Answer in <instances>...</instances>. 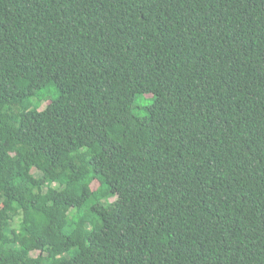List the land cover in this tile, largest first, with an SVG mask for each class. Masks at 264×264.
<instances>
[{
    "label": "trees",
    "instance_id": "16d2710c",
    "mask_svg": "<svg viewBox=\"0 0 264 264\" xmlns=\"http://www.w3.org/2000/svg\"><path fill=\"white\" fill-rule=\"evenodd\" d=\"M0 264H264V0H0Z\"/></svg>",
    "mask_w": 264,
    "mask_h": 264
},
{
    "label": "rangeland",
    "instance_id": "374dc122",
    "mask_svg": "<svg viewBox=\"0 0 264 264\" xmlns=\"http://www.w3.org/2000/svg\"><path fill=\"white\" fill-rule=\"evenodd\" d=\"M49 90H44L42 92V94H40L37 98L33 99V103H34V107H38L39 109H43L45 108L49 103V99L47 100L46 98H51L52 93L55 92L54 89H51L50 92H48ZM48 92V93H47ZM41 97H43V99L40 101L38 99H40ZM153 102L152 98H146L143 95H141L140 97H138L137 99V108L135 109V114L138 116H144L146 115V111L145 108H147V106H149L151 103ZM74 139H69L67 142V147L68 149H72L74 146ZM74 168L76 169L77 166H74ZM49 175V177L51 178H55V174L53 173H47ZM94 189H96V186L93 187ZM19 225V221L18 219H16L14 226L17 227ZM62 260V259H60Z\"/></svg>",
    "mask_w": 264,
    "mask_h": 264
}]
</instances>
